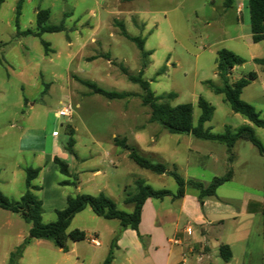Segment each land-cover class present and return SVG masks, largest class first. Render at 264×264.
I'll use <instances>...</instances> for the list:
<instances>
[{
  "label": "rangeland",
  "instance_id": "rangeland-1",
  "mask_svg": "<svg viewBox=\"0 0 264 264\" xmlns=\"http://www.w3.org/2000/svg\"><path fill=\"white\" fill-rule=\"evenodd\" d=\"M15 2L4 0L0 4V191L10 200L19 201L26 192L27 168H41L33 184L40 189L35 195L44 204L42 217L47 224L56 220V211L66 207L68 196L80 194L79 185L84 192L94 193L105 180L103 194L128 213L133 205L124 200L127 194L136 193L139 180L154 190L177 193L178 185L171 175L140 168L121 147L117 146L123 151L122 159L113 161L115 153H105L106 149H114L113 136L126 138L138 155L165 165L186 180L208 185L232 171L233 179L217 192L219 198L241 200L246 194L264 197V157L250 141L238 140L229 149L221 142L169 133L150 122V108L143 105L141 86L122 71L123 67L131 76L143 71L155 97L174 93L173 105L192 104L194 126L201 116L198 101L203 98L215 109L205 130L223 134L227 128L236 132L250 125L264 142V128L233 112L224 95L207 84L221 86L217 54L222 49L233 51L246 63L231 74V80L257 73V79L243 90L241 98L264 115V69L253 61L264 58V41L253 43L248 28L242 33L247 37L230 39L240 33L239 26L220 20L219 0L215 5L211 0H26L20 20L22 30L36 29L38 9L50 10L48 25H62L64 30L19 38L14 25ZM244 16L248 25L247 9ZM232 18L228 12L226 20ZM120 24L128 35L144 40V50L150 52L145 69L139 47L122 34ZM44 43L49 45L48 53ZM82 81L129 96L110 100ZM67 105L73 107V116L59 118L57 113ZM68 128L74 130L75 156L67 150ZM23 148L45 154L41 158L22 152ZM55 157L69 165L71 177L59 172ZM101 163L105 177L94 175ZM65 180H76L77 186L61 185ZM186 192L197 198L200 208L198 191L187 187ZM155 203L158 210L173 206L170 197L164 198L163 204ZM174 211L178 215V209ZM7 213L13 220L10 227L0 221L2 264H10L7 252H15L24 244L31 226L20 216ZM190 226L192 234L186 235L196 243L199 227L194 223ZM75 229L97 236L101 247L93 246L89 239L76 243L69 240L64 252L51 241L32 240L24 245L19 264H103L111 252L116 264H124L126 252L118 245L127 244L134 230L123 229L118 220L100 218L90 208L72 220L68 231ZM223 234L228 238L230 227ZM217 236L218 230L212 228V244ZM179 240L173 237V241ZM185 255L187 264H198L196 255L188 251Z\"/></svg>",
  "mask_w": 264,
  "mask_h": 264
},
{
  "label": "trees",
  "instance_id": "trees-1",
  "mask_svg": "<svg viewBox=\"0 0 264 264\" xmlns=\"http://www.w3.org/2000/svg\"><path fill=\"white\" fill-rule=\"evenodd\" d=\"M232 0H226L225 4L229 6ZM23 0H20L16 8L15 27L17 29L16 37L20 36H37L40 37L43 33H55L64 30L62 25H48L50 18V10L43 9L37 12L36 29H28L20 31L19 17ZM247 7L250 14V31L253 43L257 44L264 41V0H248ZM122 34L130 41L137 44L142 55V68L145 69L148 65V57L150 52L144 50V40L139 37H132L127 34L124 26L121 25ZM46 52H49V45L44 43ZM246 63V60L228 49H222L217 54V75L221 81V86H217L212 82L207 84L214 90L215 93L224 95L225 101L230 105L233 112L241 114L250 123L258 128H264V115L256 110V108L245 102L242 98L243 90L257 79V73L251 72L246 77L237 81L231 80V71L235 67H240ZM254 63L260 65L264 69V58L254 59ZM122 71L127 75L128 79L136 84H139L143 90L142 102L143 105L150 108V122L160 125L164 130L171 134H186L196 138L217 141L226 144L229 149H232L238 140L250 141L264 157V142L260 141L253 127L244 125L236 132H232L229 128L223 134H213L204 129V125L211 121L214 115V107L205 99L200 98L198 106L201 109V116L198 125L194 126V106L190 103L173 105L172 100L176 98V94L171 93L161 97H155L150 91V83L143 78V71L138 76L128 75L125 68ZM83 84L91 88L95 93L105 96L110 100L127 98L128 94L116 92H107L94 83L82 81ZM69 142L67 150L76 155L74 150L75 139L74 130L68 128ZM116 146L130 152V159L135 162L140 168L151 171L158 175L169 174L173 177L178 185L177 193H172L167 190L157 191L146 185L142 181H137V191L135 194H127L125 203L133 205L131 213L119 210L117 204L104 194L98 196L76 194L67 197V205L63 210L56 211V220L52 223L43 222V203L35 195V192L40 190L38 186L33 184V181L38 177L40 168L26 169V192L19 201H12L0 191V209L6 210L13 214L20 215L21 218L31 225L29 237L25 239L24 244L13 252L10 256V264H19L20 258L23 255L24 245H28L32 240H47L51 241L56 247L67 252V243L69 240L79 242L86 239L87 235L80 229L68 231L72 220L76 215L83 212L86 208H90L92 212L105 220H118L123 229L131 228L139 232V226L142 219L143 206L149 199L163 200L166 197L180 199L184 197L187 187H191L198 191V199L203 206L204 199L210 196H215L217 190L225 183L233 179V172L229 171L225 176L215 178L210 184L205 185L200 181L193 179L186 180L176 171H169L163 164L153 163L150 160L138 155L128 144L126 138H115ZM55 164L59 168V172L67 177H71L70 167L58 157L54 159ZM63 186H77L76 180H65L60 183ZM264 213V207H263ZM221 258L228 262L232 257L230 247L222 244L220 246ZM113 253L111 252L103 264H112Z\"/></svg>",
  "mask_w": 264,
  "mask_h": 264
},
{
  "label": "crops",
  "instance_id": "crops-1",
  "mask_svg": "<svg viewBox=\"0 0 264 264\" xmlns=\"http://www.w3.org/2000/svg\"><path fill=\"white\" fill-rule=\"evenodd\" d=\"M19 1L20 0H16V7L13 8L15 13L14 25L16 20V8ZM25 1L26 0H23V4ZM225 2L226 0H219V9L221 11L220 20L226 21L228 24H238L240 32L237 36H231L230 39L247 37V34L242 33L246 28L250 31V14L248 25L245 24L244 16L245 9H247L249 13L247 7L248 0H232L229 6H227ZM3 3L4 0H0V4ZM211 3L215 5L216 0H211ZM22 9L19 17V25L22 17ZM39 10L40 9L36 11V16ZM228 12L232 13V21L226 20ZM226 23L223 25L225 26ZM224 29L227 34L230 33L227 30L228 28ZM26 30H22L20 27L21 32ZM248 34L252 40L251 31ZM254 59L259 58H253V61ZM237 69L238 67H235L231 71V74ZM113 138L115 139L116 137L113 136ZM113 148L112 150L106 149L105 153H115L116 157L113 161H119L122 159L123 151L120 150L115 143ZM22 152L35 154L41 158L45 154V151H37L28 148H23ZM129 154L130 152H128L127 156H129ZM52 157L53 154H50L51 159H53ZM123 159H125V157ZM116 163L117 162H113L114 165H116ZM105 174L104 163H101L95 170L94 175L97 177H105ZM77 189L80 194L98 196L103 194V189H106V181L101 180L99 190L94 193L84 192L81 185H79ZM217 192L215 196L205 198L203 206H200V208L198 203H196L197 198L189 196L187 192L184 197L180 199L170 197L173 204L170 209L158 210L155 202L159 201L161 202L160 204H163L164 199L147 200L143 206L139 232L134 231L133 234L129 235L130 240L127 244L118 245V248L126 252V258L123 260L124 264H182L183 256L186 251L198 257L196 260L198 264H264V242L260 241L261 239L264 240V197L246 194L241 200L234 198H219ZM62 193L64 194V191ZM236 201H239V204H235L234 202ZM175 208L178 209V215H175ZM7 212L6 210L0 209V221L4 222L6 227H10L13 219ZM19 218H21V216ZM182 222L184 223L183 226H181ZM192 223L199 227V240L196 243H191L190 238L186 235V227ZM227 227L231 229V234L228 238L223 234V231H225ZM30 228L31 226L28 228V231H30ZM212 228H215L219 232V236L214 238V244L210 242V230ZM84 232L87 235L86 239L95 236H89V232ZM172 232L173 236H170ZM173 237L179 238V243L173 242ZM252 238H255V240L252 241ZM140 240H142V242ZM237 243L240 244L237 245ZM222 244L230 247L232 257L228 262L224 261L220 256V246ZM12 253V250H9L6 255L11 256ZM115 259L114 257L112 264H116ZM0 264H2L1 247Z\"/></svg>",
  "mask_w": 264,
  "mask_h": 264
},
{
  "label": "built area",
  "instance_id": "built-area-1",
  "mask_svg": "<svg viewBox=\"0 0 264 264\" xmlns=\"http://www.w3.org/2000/svg\"><path fill=\"white\" fill-rule=\"evenodd\" d=\"M74 113L73 107L71 105H67L65 107H63L59 112H58V117L62 118V117H72ZM54 136H57V132H54ZM186 233L187 234H192V228L190 225H188L186 227ZM89 241L90 243L95 246V247H100V241L96 236H91L89 237ZM175 243H179V241H173ZM182 264H187V257L186 255L183 256V260H182Z\"/></svg>",
  "mask_w": 264,
  "mask_h": 264
}]
</instances>
